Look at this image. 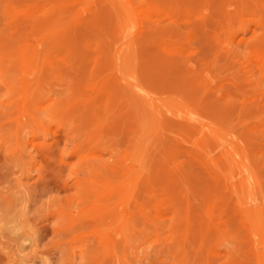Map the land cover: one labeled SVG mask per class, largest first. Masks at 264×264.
Masks as SVG:
<instances>
[{
  "label": "rangeland",
  "instance_id": "374dc122",
  "mask_svg": "<svg viewBox=\"0 0 264 264\" xmlns=\"http://www.w3.org/2000/svg\"><path fill=\"white\" fill-rule=\"evenodd\" d=\"M0 264H264V0H0Z\"/></svg>",
  "mask_w": 264,
  "mask_h": 264
},
{
  "label": "bare ground",
  "instance_id": "6f19581e",
  "mask_svg": "<svg viewBox=\"0 0 264 264\" xmlns=\"http://www.w3.org/2000/svg\"><path fill=\"white\" fill-rule=\"evenodd\" d=\"M135 8V7H134ZM127 14V13H126ZM95 24V23H94ZM79 27V26H78ZM57 31V30H56ZM56 33V32H55ZM135 78V77H134ZM134 78H133V80H134ZM136 82H138V81H136ZM135 82V83H136ZM133 83V82H132ZM139 84V83H138ZM133 86H135V84H128V87H129V90L131 91V89L133 88ZM137 86V85H136ZM141 88V87H140ZM142 89V88H141ZM143 90V89H142ZM136 91V90H135ZM145 91V90H144ZM148 91V90H147ZM138 92V91H137ZM145 93V92H144ZM136 94H138V93H136ZM136 94H134V96L136 97H134L133 95H131V101H132V103H134V105L136 106L137 104H140V106L142 107V110H144L145 108H146V106L148 105V101H149V99H147V98H150L149 96L146 98L145 96H139V95H136ZM146 94H149V93H147L146 92ZM152 98V97H151ZM153 100V99H152ZM150 102H151V100H150ZM137 103V104H136ZM152 103V102H151ZM138 107V106H137ZM137 107H135L136 108V110H137ZM138 109L140 110V107H138ZM141 110V111H142ZM149 112V111H148ZM142 114H144V113H142L141 112V115ZM149 114V113H148ZM139 115V114H138ZM144 116V115H143ZM133 188V187H132ZM143 207V206H142ZM146 211V210H145ZM142 213V212H141Z\"/></svg>",
  "mask_w": 264,
  "mask_h": 264
}]
</instances>
